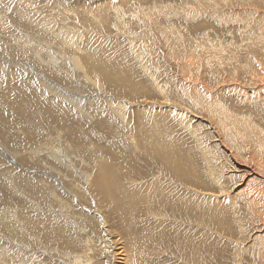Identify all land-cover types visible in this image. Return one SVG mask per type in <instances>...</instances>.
<instances>
[{"label":"rangeland","instance_id":"374dc122","mask_svg":"<svg viewBox=\"0 0 264 264\" xmlns=\"http://www.w3.org/2000/svg\"><path fill=\"white\" fill-rule=\"evenodd\" d=\"M176 1L0 0V264L114 263L115 236L132 264H260L233 154L264 142V0Z\"/></svg>","mask_w":264,"mask_h":264},{"label":"bare ground","instance_id":"6f19581e","mask_svg":"<svg viewBox=\"0 0 264 264\" xmlns=\"http://www.w3.org/2000/svg\"><path fill=\"white\" fill-rule=\"evenodd\" d=\"M91 1V0H90ZM176 1V0H175ZM251 1V0H250ZM262 1V0H261ZM125 2V1H124ZM177 2V1H176ZM178 2H179V0H178ZM237 2V1H236ZM252 2V1H251ZM146 4V3H145ZM186 4V3H185ZM251 4V3H250ZM140 5V4H139ZM144 5V4H143ZM142 5V6H143ZM170 5V4H169ZM92 6V5H91ZM123 6V5H122ZM173 6V5H172ZM214 6H215V2H214ZM102 7V6H101ZM124 7V6H123ZM145 8V7H144ZM162 8H164V7H162ZM209 8V7H208ZM131 9V8H130ZM141 9H143V8H141ZM120 9H118V11H119ZM239 10V9H238ZM116 11H117V9H116ZM142 11V10H141ZM263 12H264V10H262ZM155 12H157L156 10H155ZM160 12V11H159ZM117 13V12H116ZM151 13V12H150ZM161 13V12H160ZM163 13V12H162ZM126 14V13H125ZM164 14V13H163ZM162 14V15H163ZM168 14V13H167ZM166 14V15H167ZM169 14H172V12L171 13H169ZM174 14V13H173ZM188 14H190V13H188ZM156 15H158V14H156ZM165 15V14H164ZM149 16V15H148ZM151 16V15H150ZM174 16V15H173ZM222 16V15H221ZM220 16V17H221ZM225 16V15H224ZM223 16V17H224ZM145 17V16H144ZM152 17V16H151ZM155 17V16H154ZM157 18V17H156ZM227 18V17H226ZM154 19V18H153ZM159 19V18H158ZM150 21V20H149ZM154 21V20H153ZM226 21V20H225ZM73 22V21H72ZM76 23V22H75ZM128 23V22H127ZM264 23V22H263ZM156 24V23H155ZM172 25V24H171ZM159 26V25H158ZM173 27V26H172ZM264 27V26H263ZM144 28V27H143ZM152 28V27H151ZM163 28V27H162ZM168 28H170V27H168ZM200 28V27H199ZM165 29V28H164ZM174 29V28H173ZM158 30V29H157ZM166 30V29H165ZM153 31V30H152ZM167 31V30H166ZM176 31V30H175ZM261 31V30H260ZM170 32V31H169ZM177 32V31H176ZM178 32H180V31H178ZM262 32H263V29H262ZM160 33V32H159ZM185 33H188V32H186L185 31ZM264 33V32H263ZM186 35V34H185ZM188 35H189V33H188ZM187 35V36H188ZM260 36V35H259ZM262 36V35H261ZM198 37V36H197ZM156 39V38H155ZM172 39H173V37H172ZM205 39V38H204ZM212 39V38H211ZM179 40V39H178ZM148 42V41H147ZM156 42V41H155ZM223 43V42H222ZM135 44V43H134ZM187 44V43H186ZM196 44V43H195ZM200 44V43H199ZM198 44V45H199ZM264 45V44H263ZM221 46V45H220ZM171 48V47H170ZM169 48V49H170ZM167 50V49H166ZM198 50H199V48H198ZM209 50V49H208ZM172 51V50H171ZM200 51V50H199ZM213 51V50H212ZM175 51H173V53H174ZM179 52V51H178ZM251 52H253L252 50H251ZM255 52L256 51H254V54H255ZM261 52V51H260ZM263 52V51H262ZM261 52V53H262ZM200 53V52H199ZM243 53V52H242ZM175 54H177V53H175ZM257 54V53H256ZM194 55V54H193ZM232 55V54H231ZM175 56V55H174ZM258 56V55H257ZM190 57H191V55H190ZM190 57H188V59L190 58ZM236 57V56H235ZM61 59V58H60ZM193 59V58H192ZM197 59V58H196ZM247 59H249V58H247ZM194 61V60H193ZM248 61H251V59L250 60H248ZM253 61V60H252ZM190 63H191V61H190ZM253 64V63H252ZM75 65V64H74ZM191 65H192V63H191ZM220 65V64H219ZM148 67V66H147ZM73 69V68H72ZM74 69H77V67L76 66H74ZM261 69L263 70V66H261ZM253 71H251V74H254V73H252ZM255 72H257L256 70H255ZM263 73V72H262ZM250 74V76H252ZM118 75V74H117ZM91 76V75H90ZM257 76V77H256ZM256 76H254L253 75V77L251 78V79H253V80H250V79H248V82L246 81V85L244 86L245 88H246V91L245 90H243V91H245V92H247L248 91V93H249V95H252V94H257V95H259V94H261V93H264V76H260V77H258V74H256ZM250 78V77H249ZM245 79V78H244ZM250 80V81H249ZM55 82H56V80H55ZM55 82H50L51 83V85H54V84H56ZM58 82V81H57ZM130 81H128V83H129ZM134 82V81H133ZM52 83H54V84H52ZM132 83V82H131ZM231 84H232V82H231ZM235 83L233 82V85H234ZM129 85V84H128ZM130 85H132V84H130ZM59 86V84H56V87H58ZM133 86V85H132ZM60 87V86H59ZM234 87V86H233ZM236 87V86H235ZM234 87V88H235ZM61 88V87H60ZM126 88H127V86H126ZM133 87H131V89H132ZM242 89H244V88H242ZM133 90V89H132ZM120 92L122 91L121 89L119 90ZM123 91H124V89H123ZM237 91H238V89H237ZM130 92H134V91H130ZM139 93V92H138ZM235 94V93H234ZM238 94V93H237ZM133 95H135V93L133 94ZM76 96V95H75ZM83 96V95H82ZM250 97V96H249ZM256 97H258V96H256ZM261 97V96H260ZM72 99V97H69V99ZM262 98V97H261ZM74 99V98H73ZM76 99H78L77 98V96H76ZM257 99V98H256ZM189 100V99H188ZM163 104H162V106H164V102H165V107L164 108H168L169 106H170V108H171V104L172 103H170V100L168 99V98H164L163 97ZM249 101V100H248ZM31 102V101H30ZM78 102V101H77ZM196 102V101H195ZM255 102H257V103H259V104H261V107H262V103H260V102H258V100H256ZM249 103H250V101H249ZM78 104H79V102H78ZM153 104V103H152ZM117 105V104H116ZM155 105V104H154ZM37 106H39V105H37ZM119 106V105H118ZM171 110V109H170ZM263 110V109H262ZM47 111V110H46ZM45 111V112H46ZM264 111V110H263ZM50 112H52V111H50ZM48 112H46V114H47ZM159 113V112H158ZM47 115H51V114H47ZM55 115V114H54ZM60 115V117H61V114H59ZM172 117H176V118H180L181 120H184V121H186V120H188L189 118H194L193 117V114H192V112H191V110H188V108L187 109H184V108H178V107H175L174 106V108L172 109V113L170 114ZM56 116V115H55ZM67 116H69V115H67ZM49 117V116H48ZM56 117H58V116H56ZM237 117V116H236ZM243 117V116H242ZM263 118H264V115L262 116ZM51 118V117H50ZM53 118H55V117H53ZM58 119H59V117H58ZM57 119V120H58ZM66 119H67V117H66ZM69 119V118H68ZM161 119V118H160ZM55 120V119H54ZM60 120V119H59ZM219 120V119H218ZM51 121H52V119H51ZM62 121V120H61ZM65 121V120H64ZM71 122V121H70ZM63 123V122H62ZM66 123V122H65ZM77 123V122H76ZM185 123V122H184ZM183 124V123H182ZM192 124V123H191ZM241 124H245V123H241ZM61 125V124H60ZM246 125V124H245ZM58 133H59V131H58ZM37 135V133L36 134H34V136H29V139L28 140H30V141H33V143H34V141H38V137L36 136ZM39 135V134H38ZM40 136V135H39ZM50 137V136H49ZM60 137V136H59ZM258 137V136H257ZM244 140V139H243ZM243 140L241 139V141H240V144H238L239 145V147L238 148H240V149H238L239 150V153H236L235 152V154H233V156H234V158H237L238 159V157H239V160L242 162V163H245L247 166H249V168L251 167L252 169H253V171H252V173H253V175H252V177H249L250 179H251V182L249 183V186H248V184L245 186V187H247L248 186V188L246 189L247 190V192L245 193L246 194V201H247V207L249 208L248 209V211L246 210V213H249V215L247 214V216H249V220L252 222V224H251V226H252V228L254 229V230H256L257 231V237H259L260 238V240L262 239V243L263 244H261V248H260V250H259V253L257 254V259H258V261L257 262H259L260 264H264V142H263V145H261V144H259V143H257V142H259V140H258V138H256L255 139V141H249L247 144H244L243 143ZM29 141V142H30ZM62 141V140H61ZM28 142V143H29ZM25 143H26V141H25ZM31 143V142H30ZM66 143V142H65ZM32 144V143H31ZM71 145H73V144H71ZM61 147V146H60ZM63 147V146H62ZM71 147H73L74 148V145L73 146H71ZM55 149L57 150V148L55 147ZM54 149V150H55ZM58 149H59V147H58ZM66 150V149H65ZM210 150V149H209ZM37 153V152H36ZM56 153V152H55ZM59 154L61 153L62 154V152H58ZM64 154H65V151L63 152ZM69 153V152H68ZM35 154V153H34ZM211 154V153H210ZM52 154L50 153V156H51ZM63 155V154H62ZM67 155V154H66ZM70 155V154H69ZM68 155V156H69ZM64 156V155H63ZM230 156V155H229ZM232 156V155H231ZM232 156V157H233ZM52 157V156H51ZM231 157V158H232ZM52 158H58V157H52ZM61 158V156L59 157V159ZM229 158V157H228ZM233 158V159H234ZM63 159V158H62ZM67 159V160H66ZM70 156L69 157H67V156H65V158H64V163H69V164H71V161H70ZM14 160V159H13ZM57 161H58V159H57ZM60 161V160H59ZM229 161V160H228ZM239 161V162H240ZM182 161H173V160H171L170 162H169V166L170 167H172V166H178V165H182ZM47 164V163H46ZM45 164V165H46ZM66 165V164H65ZM50 166V165H49ZM184 166V165H183ZM223 166L224 167H226V163H223ZM43 167H44V165H43ZM189 167V166H188ZM245 167V166H244ZM46 168V167H45ZM184 168V174H185V177H186V184H188V185H191L192 187L193 186H195L196 188H197V183H195V182H197V178H198V181H200V178L199 177H192V176H188V173H189V169H190V167L187 169V167H183ZM227 168V167H226ZM106 165H102V166H99L98 167V170L97 171H95L94 172V181L96 182V183H101L102 181H103V177H105V172H106ZM88 170V169H87ZM191 170V169H190ZM227 170V169H226ZM212 172H213V174H215V177L217 178V173H214V170L212 169ZM93 174V173H92ZM190 174V173H189ZM48 175V174H47ZM199 176V175H198ZM83 177L85 178V180L86 181H88L89 179H90V175H86V174H83ZM83 178V179H84ZM89 178V179H88ZM221 178H223V177H221ZM248 178V179H249ZM202 179V178H201ZM218 180H220V176L217 178ZM232 179V178H231ZM204 180V179H203ZM239 180H241V179H239ZM236 181H237V179H236ZM247 181H249V180H247ZM246 181V182H247ZM200 182H202V181H200ZM199 183V182H198ZM205 183V182H204ZM253 183H255V185H253ZM205 185V184H204ZM245 185V184H244ZM201 186V185H200ZM208 186V185H207ZM206 188V187H205ZM111 189H112V186H111ZM116 189H117V187H116ZM121 189H123V186H121ZM113 191H114V189H112ZM125 191H129L130 189H128L127 187L124 189ZM116 191V190H115ZM192 193V192H191ZM205 194V193H204ZM207 194V193H206ZM208 194H210V193H208ZM212 194V193H211ZM201 196V195H200ZM227 196H229V195H225L223 192H220V193H218L217 195H212V197H211V195L209 196V197H211L212 198V200H216V201H220V200H222V199H224V198H226ZM198 197V196H197ZM208 198V197H207ZM209 199V198H208ZM210 200V199H209ZM202 201H204V200H202ZM207 201V200H206ZM177 202V201H176ZM210 202V201H209ZM179 203V202H178ZM182 204V203H181ZM190 204V203H189ZM168 205V204H167ZM232 206H234V205H232ZM179 208V207H178ZM68 209V208H67ZM13 214V213H12ZM74 215V214H73ZM181 216H182V214H180ZM183 216H185V215H183ZM18 220V219H17ZM46 221V220H45ZM102 222L106 225V221H104V219L102 218ZM18 223V222H17ZM43 223H45L44 221H43ZM109 223V222H108ZM191 223V222H190ZM46 224V223H45ZM103 225V224H102ZM108 225V224H107ZM30 226H32L33 228H34V226L35 225H31L30 224ZM36 228V227H35ZM38 228H40V227H38ZM198 228V227H197ZM104 230H106V229H104ZM112 230V229H111ZM196 230V229H195ZM198 230V229H197ZM112 232V231H111ZM187 233V232H186ZM222 234V233H221ZM113 236V235H112ZM106 237V236H105ZM116 238H114V239H109L108 241L109 242H107L110 246H112V249L116 252V254L117 255H119V260L117 259V257H116V255H113V256H115L114 257V263H111L110 262V260H109V258H108V255L106 256V258H107V260L105 261H101V262H99V264H132L131 263V258H128L129 257V254H130V256L131 257H134V256H136L135 254H131V253H129V251H128V249L126 248V244H125V242H124V240L122 239V237H119V236H115ZM205 237V236H204ZM224 237H226V236H224ZM243 237V236H242ZM199 238V237H198ZM232 238V237H231ZM254 238H255V236H254ZM35 239V238H34ZM227 239V238H226ZM252 239V238H251ZM250 239V240H251ZM258 239V238H257ZM8 240H10L9 238H8ZM41 240V239H40ZM230 240V239H229ZM233 240V239H232ZM232 240H230V242L232 241ZM255 240V239H254ZM11 242H13L12 240H10ZM61 241V240H60ZM105 241V240H104ZM195 241V240H194ZM228 241V240H227ZM2 242L3 241H1V244H2ZM197 242V241H196ZM229 242V241H228ZM229 242V243H230ZM233 242L234 243H236V244H240V243H242V242H239L238 241V239H235V240H233ZM253 242V241H252ZM7 243V242H6ZM104 243V242H103ZM198 243V242H197ZM200 243V242H199ZM255 243H256V241H255ZM233 244V243H232ZM17 245V244H16ZM105 246H106V244H104ZM6 246V245H5ZM18 246V245H17ZM16 246V247H17ZM38 246V245H37ZM104 246V247H105ZM241 246V245H240ZM200 247V246H199ZM3 248V247H2ZM10 248V247H9ZM106 248V247H105ZM184 248V247H183ZM240 248V247H239ZM244 248V247H243ZM246 248V247H245ZM19 249V248H18ZM177 249V248H176ZM176 249H175V251H174V253L176 252ZM182 249V248H181ZM248 249V248H247ZM6 251H8V248L7 249H5ZM14 250V249H13ZM20 250V249H19ZM26 250H28V249H26ZM85 250V249H84ZM178 250V249H177ZM208 250V249H207ZM246 250V249H245ZM244 250V251H245ZM14 251H16V250H14ZM25 251V250H24ZM90 251V250H89ZM106 251V250H105ZM173 251V250H172ZM182 251V250H181ZM243 251V252H244ZM3 252V251H2ZM13 252V251H12ZM27 252V253H26ZM25 253L27 254V255H29L30 254V252H28V251H26ZM88 249H86L85 250V252L84 253H86V254H84V253H82V258H84V262H89V258H88ZM114 252V253H115ZM246 252V251H245ZM14 253V252H13ZM16 253V252H15ZM17 253H20V252H17ZM23 253V252H22ZM25 253H23V254H21V255H24ZM54 253H56L58 256H60V257H58L57 258V260H61L60 258L62 257V254L63 253H61V250L59 249H56L55 251H54ZM78 253V252H77ZM112 253V252H111ZM174 253H171L172 255L174 254ZM46 254V253H45ZM44 253L42 254V255H45ZM68 254V253H67ZM110 254V253H109ZM33 255V254H32ZM64 255V254H63ZM170 255V254H169ZM51 256V255H50ZM6 257V256H5ZM18 257V256H17ZM30 257H31V255H30ZM48 257V256H47ZM66 257V256H65ZM69 257V256H68ZM71 257V256H70ZM69 257V258H70ZM238 257V256H237ZM10 258V257H9ZM12 258V257H11ZM74 258V257H73ZM79 258H81V256H79V257H77L76 259H79ZM235 258V257H234ZM19 259H20V257H19ZM18 259V260H19ZM193 259V258H192ZM11 260V259H10ZM55 260V259H54ZM73 260V259H72ZM86 260V261H85ZM91 260V259H90ZM15 261V259H12L11 260V263L13 262V263H15L14 262ZM79 261V260H78ZM83 261V260H82ZM169 260L168 259H165V262H168ZM184 262V261H183ZM190 262V261H189ZM4 263V262H3ZM26 263V262H25ZM185 263V262H184ZM197 263V262H196ZM247 263V262H246ZM24 264V263H23ZM68 264H70V263H68ZM82 264H84V263H82ZM138 264H140V263H138ZM144 264H146V263H144ZM187 264H190V263H188L187 262ZM193 264H195V262L193 263Z\"/></svg>","mask_w":264,"mask_h":264}]
</instances>
